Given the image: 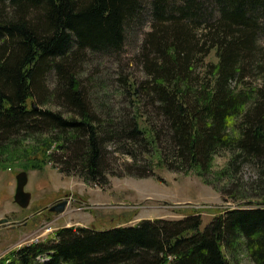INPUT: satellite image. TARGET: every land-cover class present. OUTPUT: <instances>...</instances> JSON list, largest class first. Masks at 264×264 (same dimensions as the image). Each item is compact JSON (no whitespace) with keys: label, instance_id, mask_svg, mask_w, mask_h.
I'll return each instance as SVG.
<instances>
[{"label":"trees","instance_id":"trees-1","mask_svg":"<svg viewBox=\"0 0 264 264\" xmlns=\"http://www.w3.org/2000/svg\"><path fill=\"white\" fill-rule=\"evenodd\" d=\"M146 23L131 60L141 75L116 76L132 113L115 118L89 103L83 83L98 87L99 61L119 60L126 33ZM35 134L52 143L45 157H59L61 171L89 180L103 176L110 142L134 162L146 152L167 168L196 167L204 181L226 152L219 177L248 165L249 186L264 192V0H0V152ZM199 226L193 213L60 226L0 264H233L239 246L264 264V201Z\"/></svg>","mask_w":264,"mask_h":264},{"label":"rangeland","instance_id":"rangeland-1","mask_svg":"<svg viewBox=\"0 0 264 264\" xmlns=\"http://www.w3.org/2000/svg\"><path fill=\"white\" fill-rule=\"evenodd\" d=\"M147 29L146 23L140 29L126 33L119 60L99 61L95 73L100 77L98 87L89 80H85L86 85L83 83L91 99L89 103L97 109L99 103L108 104L115 118L122 112L132 113L130 108L134 102L119 93L116 76L130 73L139 78L141 75L131 60L137 39L141 38L139 32ZM206 60L215 61L212 53ZM91 67L89 65V69ZM44 82L50 85L47 78ZM32 102L42 108L51 106L34 99ZM144 111L141 106L135 109L139 125H143ZM51 146L44 135L35 134L19 139L17 145H8L0 152V218H6L0 222V260L24 243L47 240L60 226L102 228L113 224H134L141 218L177 219L193 213L198 215L199 228L202 229L224 208L264 201V192L255 194L254 188L249 186L248 182L253 178L250 166L241 165L233 179L227 180L226 174L219 177L226 164V152L213 156L211 171L204 181L196 167L167 168L146 152L139 153L140 157L134 162L128 153L117 150L109 142L104 145L102 166L106 169L97 181L84 178L76 168L61 171L59 157L50 160L45 157ZM164 147L161 144L162 151H165ZM19 170L26 171L24 189L30 191L25 207L18 206L12 198L14 175ZM62 200L65 203L59 212L43 208ZM227 256L233 264H253L241 246ZM44 260L43 256L38 258L41 263Z\"/></svg>","mask_w":264,"mask_h":264},{"label":"water","instance_id":"water-1","mask_svg":"<svg viewBox=\"0 0 264 264\" xmlns=\"http://www.w3.org/2000/svg\"><path fill=\"white\" fill-rule=\"evenodd\" d=\"M27 180V174L25 170H19L14 175L15 186L12 194L13 201L20 207H25L30 198V191L24 189V184ZM65 200L51 204L47 207V210L59 212L63 209ZM6 218L1 217L0 222H4Z\"/></svg>","mask_w":264,"mask_h":264},{"label":"flooded vegetation","instance_id":"flooded-vegetation-1","mask_svg":"<svg viewBox=\"0 0 264 264\" xmlns=\"http://www.w3.org/2000/svg\"><path fill=\"white\" fill-rule=\"evenodd\" d=\"M50 205H51V204H50ZM48 206H49V205H48ZM48 206L44 205V207H43V208H44V209H47V207H48Z\"/></svg>","mask_w":264,"mask_h":264}]
</instances>
